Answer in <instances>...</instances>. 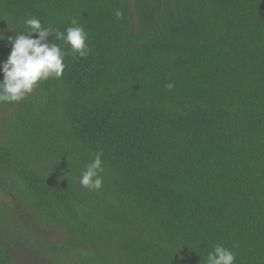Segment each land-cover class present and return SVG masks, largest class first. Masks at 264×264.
<instances>
[{
  "label": "trees",
  "instance_id": "16d2710c",
  "mask_svg": "<svg viewBox=\"0 0 264 264\" xmlns=\"http://www.w3.org/2000/svg\"><path fill=\"white\" fill-rule=\"evenodd\" d=\"M30 17L90 52L0 102V264H264V0H0V65Z\"/></svg>",
  "mask_w": 264,
  "mask_h": 264
},
{
  "label": "clouds",
  "instance_id": "9594fccd",
  "mask_svg": "<svg viewBox=\"0 0 264 264\" xmlns=\"http://www.w3.org/2000/svg\"><path fill=\"white\" fill-rule=\"evenodd\" d=\"M119 15L117 12V16ZM21 30L17 35L7 37L11 51L7 60L0 65L3 74V80L0 81V102H20L33 92L39 82L62 77L66 67L65 56L72 54L83 58L90 52L88 34L76 20H72L71 26L60 32L50 26L45 27L39 18L30 17L23 21ZM50 35L68 45L70 51H65L60 44L49 42ZM4 39L5 36L0 33V40ZM166 87L171 90L173 84L169 83ZM101 157L102 153H96L93 161L87 165L81 175V186L89 190L102 188ZM235 259L232 250L217 245L208 253L206 264H235Z\"/></svg>",
  "mask_w": 264,
  "mask_h": 264
},
{
  "label": "rangeland",
  "instance_id": "374dc122",
  "mask_svg": "<svg viewBox=\"0 0 264 264\" xmlns=\"http://www.w3.org/2000/svg\"><path fill=\"white\" fill-rule=\"evenodd\" d=\"M1 199L6 204H11L9 197H7L6 195L1 194ZM55 233H57V231H53L52 233L46 234V237H52L53 235H55ZM15 252L18 264H44V262L34 257V254L31 255L23 248H16Z\"/></svg>",
  "mask_w": 264,
  "mask_h": 264
}]
</instances>
